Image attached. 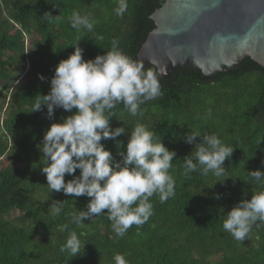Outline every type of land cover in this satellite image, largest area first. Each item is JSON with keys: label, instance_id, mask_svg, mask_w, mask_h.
Masks as SVG:
<instances>
[{"label": "trees", "instance_id": "trees-1", "mask_svg": "<svg viewBox=\"0 0 264 264\" xmlns=\"http://www.w3.org/2000/svg\"><path fill=\"white\" fill-rule=\"evenodd\" d=\"M163 3L0 0V264H264V68L138 69Z\"/></svg>", "mask_w": 264, "mask_h": 264}, {"label": "water", "instance_id": "water-1", "mask_svg": "<svg viewBox=\"0 0 264 264\" xmlns=\"http://www.w3.org/2000/svg\"><path fill=\"white\" fill-rule=\"evenodd\" d=\"M138 53V69L168 79L179 68L212 82L246 57L264 68V0H164Z\"/></svg>", "mask_w": 264, "mask_h": 264}, {"label": "rangeland", "instance_id": "rangeland-1", "mask_svg": "<svg viewBox=\"0 0 264 264\" xmlns=\"http://www.w3.org/2000/svg\"><path fill=\"white\" fill-rule=\"evenodd\" d=\"M30 43H31V41H30V39H29V41H28V44H27V45H30ZM2 117H4V114H3V113L0 115V124H1Z\"/></svg>", "mask_w": 264, "mask_h": 264}]
</instances>
